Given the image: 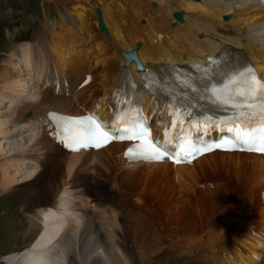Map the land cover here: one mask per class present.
Listing matches in <instances>:
<instances>
[{
	"label": "bare ground",
	"instance_id": "6f19581e",
	"mask_svg": "<svg viewBox=\"0 0 264 264\" xmlns=\"http://www.w3.org/2000/svg\"><path fill=\"white\" fill-rule=\"evenodd\" d=\"M53 1L59 3L61 0ZM83 2L88 4H81ZM97 7H100L107 26L103 32L105 34L98 27ZM71 9L69 13L78 23L75 32H87L86 42L92 38L91 47L94 49H76L73 44V49L59 47V42L53 39L56 36L53 32L50 40L44 41L40 36L37 42V46L41 44L39 50L46 59L43 63L52 64L49 72L44 70L47 63L43 68L33 61L32 56L36 51L27 43L21 55L13 54L10 66L0 70V104L2 99L5 100V92L13 96L12 101H18L19 95L28 89L35 71L39 72V76L41 73L40 77L45 76L41 87L32 91L34 101L22 103L16 118L20 127L36 128L34 146L37 145V150L43 156H38L36 160L37 173L30 177L25 187L11 196L17 217L14 227L23 234L24 249L5 255V264H135L132 249L139 250L141 259H145L158 251L154 247L160 244L161 236L156 233L158 236L155 235V239L149 237L150 225L145 224L148 221L145 217L140 223L144 224L141 228L139 222H132L128 209L119 216L114 210L102 207L97 201L106 199L107 194H111L110 200L114 204H127L132 200V205L137 208L140 207L138 203L154 200L155 203L159 202L165 217V205L169 209L186 206V201L200 199L202 190L204 193L211 190L205 189L210 186L208 182L202 183L208 171H218L224 182L231 180L229 175H233L235 180L242 178L247 184L259 180L264 182L262 153L217 150L190 162L172 163L166 159L130 162L123 156L126 144L120 142H113L96 151H70L62 144L46 117L48 110L72 115L93 112L108 121L114 119L117 111L134 101L140 103L150 117L160 119L159 127L152 121V137L159 136L165 131L166 124L170 127L174 102L165 91L148 95L150 89L145 84L151 82L154 72L177 64L187 66L204 62L207 56L216 57L229 49L235 52L239 60L245 57L251 61L257 74L264 79V6L254 0H82ZM176 13L182 15V20L175 17ZM224 15L229 18L226 20ZM70 33L73 31L67 32ZM75 37L79 39V36ZM138 42L141 43L137 49L140 60L153 71L148 77H143L136 69L134 60L129 66H124L125 56L122 52L133 50ZM23 62L28 73V77L24 78L19 72ZM71 65L86 66L82 78H74V83L68 79L69 84L74 85V90L69 86L61 87L62 78L67 77L66 72ZM232 69L231 65L226 70L231 72ZM86 73L90 74L88 81ZM85 80L87 83H84ZM50 83L54 86H50V89L54 91L60 85L59 93L42 88V85L45 87ZM212 104L216 105V102ZM178 126L168 134L173 144ZM9 131L5 130L2 135L9 136ZM0 153L4 154L2 145ZM5 165L9 163L0 165V190H9L14 185H11L14 177L9 175ZM226 166L231 171L224 170ZM198 184H201V195L195 189ZM12 191L9 192L12 194ZM210 193L215 192L212 190ZM47 205L56 207V210L46 212L42 207ZM134 210L130 209L131 213ZM256 210L264 229V204H258ZM258 225L256 223L255 226ZM255 226V230H258ZM255 230L242 236L243 243L238 238L237 252L233 250L228 254L230 256L224 257L226 260H220V264H260L264 241L256 235ZM219 236L220 229L205 235L207 239L203 237L205 240L200 246H195L197 251L191 255H196L199 262L204 261V251L210 249V262L216 263L220 259L218 252L227 254L232 250L226 249L231 245L228 239L213 241ZM181 247L185 252L183 254L190 256L186 252L190 247ZM199 247L203 251L198 250ZM247 247L250 254L242 260L240 253L247 251Z\"/></svg>",
	"mask_w": 264,
	"mask_h": 264
},
{
	"label": "rangeland",
	"instance_id": "374dc122",
	"mask_svg": "<svg viewBox=\"0 0 264 264\" xmlns=\"http://www.w3.org/2000/svg\"><path fill=\"white\" fill-rule=\"evenodd\" d=\"M65 1L67 3L70 2V5L66 2V4L63 3L62 0L59 3L53 0H0V70L2 68H8V66H10L9 64L11 62L10 60L13 54L19 57L22 53V50H24L23 47H26L27 44H31V46H33L31 49H33V51H36V53H33L32 56L33 61H36L37 63L41 64L40 66H42L43 68L47 66L44 70L49 72L52 64L50 65V62L43 63L44 61H46V59L42 57L43 53L39 50L41 44L37 46V42L39 40L40 35L46 36L47 34L48 39H51V37L53 36V32H55L56 35L53 36V39L59 42V47H62L64 49H73V46L75 45L76 49L83 47L86 48L87 51L89 48L94 49V47H91V44H93L91 37H89L91 38V41L86 42V38L88 37L87 32H85V34L82 31L81 33H73L72 35H70L71 37L65 35L69 31V29H66L62 33V35H60V32H57L56 30H53V32L50 34L51 26L48 24L49 19H54L58 22H65V17V19L68 20H66L68 24L75 26L78 30V23L76 19L69 13V11L72 10L71 6L79 4L82 0ZM81 4L87 5L88 3L83 2ZM53 24L54 26L58 25L55 22H53ZM59 26L62 27V25L60 24ZM80 34H82L83 38ZM85 35L87 37H85ZM43 36L41 37L45 41L47 38ZM73 36H77V38L79 36V39H76V37L74 39ZM77 40L83 41L78 42ZM85 45H88V47H86ZM46 63L49 65H47ZM44 64H46V66ZM20 67L21 68L19 69V72H21L22 78H24V76L28 77V73H26L27 70L25 63L23 62ZM68 69V74L69 76H71L68 79L70 82L74 83V78H82V74L83 72H85L86 66L74 65L73 67L71 65V67H68ZM80 69H82L81 75ZM29 76L31 75L29 74ZM38 76L39 72L35 71L32 78H30L31 81L28 89L25 93L19 95L18 101H12L11 97L13 96L5 92V100L2 99V102L0 104V146L2 145V148L4 149V154L0 153V165L6 162L9 163V165H5V168L8 169L6 171L9 173L10 176L13 175L14 177H11V185H14L10 186L9 190H0V264H5V260L3 261L5 255L11 252H17L24 249L23 234L20 230L14 227V222L17 220V217L14 211V205L11 196L15 195L16 192L18 193L20 189L25 187L29 182L30 177L34 176L37 173L38 165L36 163V160L37 158H39L38 156H43V154L39 153V151L37 150V145L34 146V142L37 139L36 128H32L28 131L26 127H20V125L16 122L19 106L24 102L34 101V98L31 97L32 91L41 87V82L45 76L42 75V77H40L41 73L40 76ZM51 77L53 78V76ZM68 79H63V81L66 82L65 84L66 86H69V89L74 90V85H70L69 81L67 84ZM50 86L45 85L44 88L42 85V88L46 90V87L50 89ZM42 88H40V90ZM1 90L2 88L0 87V91ZM22 96L25 97V100L24 98L21 99ZM6 106H8L9 108L6 109ZM7 129L10 130L9 136L5 137L2 134ZM224 170L231 171L230 167L227 166ZM63 171L66 175V169L64 167ZM208 172L209 173L207 174V176L203 178L202 183L208 182L210 186H206L207 188L205 187V189L211 188V190L206 191V193L208 192L207 194L204 193L205 191L202 190V193V188L200 187L201 184L196 185L195 189L197 190V192L200 191L198 195H201L202 193V195L199 196L200 199H198L197 201H186V206H178L172 209H169L165 205V217L160 210L159 202L155 203L154 200H152L150 203H138L140 204V207L138 208L132 205V200L130 202H127V204L122 205L116 203L115 207L114 202L110 200L111 194L109 193L106 195V199L109 200L101 199L97 201L102 205L106 204L107 206H109V208H111L110 210H115L114 212L118 213L119 216L123 215V212L128 209L129 217H132L130 209L135 208L134 212L132 211L134 215V217H132V222H134V224L139 222L140 224L143 217H145L148 220L145 224L147 226L150 225V229L148 231L150 233L149 237L155 239V237L160 234L159 236H161L160 239L162 241L159 239L160 244L157 247H154V249L158 251L146 256L145 259H141V254L139 250L138 253L137 251H135V249H132V255L135 264H204L207 260V262L210 264V249H208L209 251L207 252L204 251V261L200 260L199 262L197 256L191 254H194L195 251H197V247L195 246H200V244L203 243V241L205 240L203 237H205V235H208L210 232L214 233L216 231H219L221 224L226 223L229 220H236L237 222L244 220L251 221L254 217H256L257 220L254 222V224L256 225L257 223L258 225L260 223L258 227L262 229V220L261 218H259L256 207L258 204L262 203L260 200L257 201V198L259 199L261 197L260 195H258V193H260L261 190L264 189V182L262 183V181L259 180V182L257 183L247 184L246 181L242 178L235 180L233 175L228 176V178L231 179L233 182L231 180L224 182V179L221 177L218 171ZM16 180L17 182L19 181L18 184L16 183ZM212 190L215 193H210V191ZM9 191H12V194ZM134 199H137V197H134ZM180 208H183L184 210ZM116 209L118 212L116 211ZM177 210L179 211L176 212ZM138 213L142 214V216H138ZM150 217H152V219ZM153 220L154 223L152 222ZM142 225L144 226V224H140L141 228H143ZM244 234H240L238 236H241L240 238H242ZM187 243L189 245H187ZM230 244H232L231 240ZM159 246L160 248H158ZM181 246H183V248L185 246L190 247V249L186 251L187 253H190V256H186L183 254L185 252ZM179 247L183 251H181ZM229 248H231V245L226 249ZM198 250L203 251L201 247H199ZM232 252L233 250H231V253ZM217 254L219 256L220 252H218ZM223 255L225 256L226 253H223ZM222 258L216 261L226 260V258Z\"/></svg>",
	"mask_w": 264,
	"mask_h": 264
},
{
	"label": "snow or ice",
	"instance_id": "6c2138e0",
	"mask_svg": "<svg viewBox=\"0 0 264 264\" xmlns=\"http://www.w3.org/2000/svg\"><path fill=\"white\" fill-rule=\"evenodd\" d=\"M237 77H246L242 80L243 87L232 90L228 86L223 88L210 86L205 89L212 94L215 101L224 106L231 105L238 110L237 116L231 120L220 119L217 121L211 116H204L199 120L192 119L193 112L180 111L174 107L171 114L176 119L172 120V128L175 129L179 125L183 133L184 120L179 117L186 116L189 118L188 124L194 134L192 136L182 134L179 137V143L173 144L172 139L167 137V129L163 143L160 140H153L150 127L142 120H137L128 127L106 130V125L91 117L79 121V127L76 129L71 127V122L63 125V132L68 133V135L67 137L61 136V140L67 139L68 147L77 145L79 148H99L111 140L139 141L134 148L128 149L130 156L150 161L171 158L176 163L182 162V159L190 162V157L195 158L213 148L224 147L225 144L230 145V149L227 150L240 148L241 150L264 153V79H258L250 70L247 73L229 74L227 79L230 84H236L238 82ZM180 82L184 86L192 88L190 81L181 80ZM255 101H259V103H255ZM254 118L259 119V126L248 127L247 124ZM210 130L229 135L221 136L222 142L208 145L203 141Z\"/></svg>",
	"mask_w": 264,
	"mask_h": 264
},
{
	"label": "water",
	"instance_id": "95a60500",
	"mask_svg": "<svg viewBox=\"0 0 264 264\" xmlns=\"http://www.w3.org/2000/svg\"><path fill=\"white\" fill-rule=\"evenodd\" d=\"M175 16L181 20V14H180V13H176ZM102 21H103V20L100 18V19H99L100 26H101V28H102L103 30H105L106 27H105V25H104V23H103ZM126 56H127V59H128L127 62H126V65H127L128 62H129L132 58H136V59H137V53H136V50L133 51V52H128V53L126 54Z\"/></svg>",
	"mask_w": 264,
	"mask_h": 264
}]
</instances>
